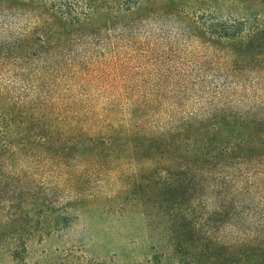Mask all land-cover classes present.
I'll return each instance as SVG.
<instances>
[{
	"label": "trees",
	"instance_id": "obj_1",
	"mask_svg": "<svg viewBox=\"0 0 264 264\" xmlns=\"http://www.w3.org/2000/svg\"><path fill=\"white\" fill-rule=\"evenodd\" d=\"M103 183L157 217L144 264H264V0H0V237Z\"/></svg>",
	"mask_w": 264,
	"mask_h": 264
},
{
	"label": "rangeland",
	"instance_id": "obj_2",
	"mask_svg": "<svg viewBox=\"0 0 264 264\" xmlns=\"http://www.w3.org/2000/svg\"><path fill=\"white\" fill-rule=\"evenodd\" d=\"M155 25L150 23L141 32L145 42L151 41L149 36L159 33ZM163 25L173 35L174 44L182 46L183 39L176 37L175 27ZM88 44L93 63L108 51L104 43ZM147 45L151 44L145 43L144 47ZM76 49L80 50L81 46ZM137 51L143 50L137 48ZM87 79L70 83L71 92H96L99 85L96 82L87 85ZM97 189L104 190L103 195H98L101 201L85 202L70 210L74 216L61 229L42 236L33 235L22 243L11 241L7 235L0 237V264H144L159 239L161 226L157 217L146 216L120 197L113 199L116 189L106 183Z\"/></svg>",
	"mask_w": 264,
	"mask_h": 264
}]
</instances>
